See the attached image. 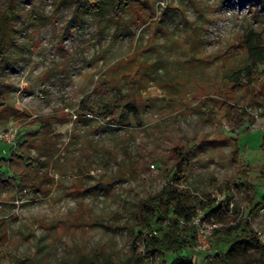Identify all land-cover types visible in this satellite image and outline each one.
I'll use <instances>...</instances> for the list:
<instances>
[{
    "label": "rangeland",
    "instance_id": "rangeland-1",
    "mask_svg": "<svg viewBox=\"0 0 264 264\" xmlns=\"http://www.w3.org/2000/svg\"><path fill=\"white\" fill-rule=\"evenodd\" d=\"M73 1L12 4L19 16L0 69V135L13 138L0 139V160L15 151L33 161L38 184L0 191V264L169 261L131 244L140 200L171 181L180 149L187 201L223 200L217 187L227 181L231 212L217 229L246 218L253 190L255 202L264 198V70L237 85L229 77L249 63L245 35L264 38V0H137L117 18L105 7L81 21ZM96 93L124 96L130 121L78 113ZM222 103L242 108L249 126L233 131ZM249 221L264 239V206ZM190 251L196 264L210 261ZM239 263L258 264L257 255Z\"/></svg>",
    "mask_w": 264,
    "mask_h": 264
},
{
    "label": "trees",
    "instance_id": "trees-1",
    "mask_svg": "<svg viewBox=\"0 0 264 264\" xmlns=\"http://www.w3.org/2000/svg\"><path fill=\"white\" fill-rule=\"evenodd\" d=\"M9 0L8 8L0 12V69L6 63V48L14 42L18 12L13 10V2ZM137 0H74L72 20L81 21L86 15H94L100 18L105 7L110 8L115 18L119 17L122 10L128 6H134ZM244 45L248 56V65L235 71L229 77L232 84H240L243 81L250 82L253 70H264V38L248 32L244 37ZM264 73V72H262ZM261 73V74H262ZM119 94H94L81 99L78 113L82 115L97 114L102 121L111 124H125L130 121L128 114L134 113L132 104ZM5 105L0 93V108ZM226 125L236 131L251 122L249 115L242 108L222 103L218 108ZM249 123V124H248ZM127 124V123H126ZM248 126L245 128L248 129ZM261 149L264 151V139ZM237 144L234 154H237ZM188 165L187 151L180 149L177 152V161L174 164V173L171 181L166 183L155 195L147 196L140 200L137 212V223L131 248L138 250L142 246V252L146 257L156 253H164L170 256L169 261L161 264H196L192 261L190 247L195 246V227L191 224L192 218L199 212L203 220L213 219L220 222L227 218L231 212V184L227 181L219 184L218 194L223 200L209 199L207 202L199 200L197 205H191L185 193L179 189L183 171ZM37 168L33 161L24 158L15 151L10 153L8 159L0 160V191L32 190L38 184ZM253 190V189H252ZM255 191L248 197L247 204L251 211L247 217L222 229H215L212 236H216L217 249H214V257L210 261L201 260V264H240L239 261L252 255H257L258 264H264V242L252 228L249 217L252 210L264 206V198L255 202ZM183 221L186 225H182ZM221 245V246H219ZM200 261V260H199Z\"/></svg>",
    "mask_w": 264,
    "mask_h": 264
},
{
    "label": "built area",
    "instance_id": "built-area-1",
    "mask_svg": "<svg viewBox=\"0 0 264 264\" xmlns=\"http://www.w3.org/2000/svg\"><path fill=\"white\" fill-rule=\"evenodd\" d=\"M86 116H91L87 114ZM13 136L11 135V139L7 137V135H0V139L3 141L10 142L12 140ZM201 213H198L195 217L192 218L191 224L195 227V248L197 252H200L201 254H205V260H211L214 257V250H213V231L217 228V224L214 222L213 219H209L211 221V226L208 228L204 227V221L201 218ZM182 225H186L183 221L180 222ZM259 239L264 242V239H262L261 235H258ZM150 259L151 257L147 258ZM195 262V260H193Z\"/></svg>",
    "mask_w": 264,
    "mask_h": 264
}]
</instances>
